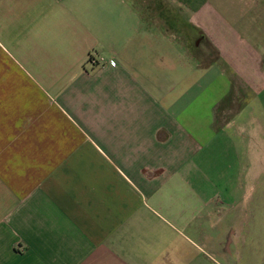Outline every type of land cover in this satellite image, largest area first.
Wrapping results in <instances>:
<instances>
[{"label":"crops","instance_id":"obj_1","mask_svg":"<svg viewBox=\"0 0 264 264\" xmlns=\"http://www.w3.org/2000/svg\"><path fill=\"white\" fill-rule=\"evenodd\" d=\"M154 2L0 0V264H264V0Z\"/></svg>","mask_w":264,"mask_h":264},{"label":"built area","instance_id":"obj_2","mask_svg":"<svg viewBox=\"0 0 264 264\" xmlns=\"http://www.w3.org/2000/svg\"><path fill=\"white\" fill-rule=\"evenodd\" d=\"M104 61V58L97 55L96 53H91V55L89 56V64L91 65H99L100 63H102Z\"/></svg>","mask_w":264,"mask_h":264},{"label":"rangeland","instance_id":"obj_3","mask_svg":"<svg viewBox=\"0 0 264 264\" xmlns=\"http://www.w3.org/2000/svg\"><path fill=\"white\" fill-rule=\"evenodd\" d=\"M142 3H139V4H141L142 6H144V7H146V9H150V7L151 6H153V4H152V2H154V0H140ZM155 3V2H154ZM157 3H155V5H156ZM209 55V54H208ZM220 66L221 67H225V66H222L221 64H220ZM243 227H244V230H246L247 228V226H245V224H243Z\"/></svg>","mask_w":264,"mask_h":264}]
</instances>
